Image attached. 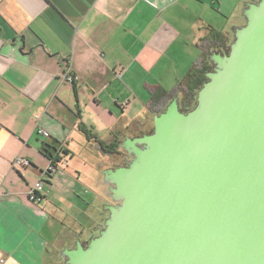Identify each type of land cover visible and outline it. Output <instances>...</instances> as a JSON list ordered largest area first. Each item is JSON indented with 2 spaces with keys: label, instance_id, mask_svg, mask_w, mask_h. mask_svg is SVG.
Returning <instances> with one entry per match:
<instances>
[{
  "label": "crops",
  "instance_id": "0c3cea01",
  "mask_svg": "<svg viewBox=\"0 0 264 264\" xmlns=\"http://www.w3.org/2000/svg\"><path fill=\"white\" fill-rule=\"evenodd\" d=\"M256 1L0 0V264H66L88 244L115 144L184 107Z\"/></svg>",
  "mask_w": 264,
  "mask_h": 264
},
{
  "label": "water",
  "instance_id": "95a60500",
  "mask_svg": "<svg viewBox=\"0 0 264 264\" xmlns=\"http://www.w3.org/2000/svg\"><path fill=\"white\" fill-rule=\"evenodd\" d=\"M243 16L194 108L176 98L121 143L130 159L103 180L116 204L66 264H264V0Z\"/></svg>",
  "mask_w": 264,
  "mask_h": 264
},
{
  "label": "built area",
  "instance_id": "2783aa9c",
  "mask_svg": "<svg viewBox=\"0 0 264 264\" xmlns=\"http://www.w3.org/2000/svg\"><path fill=\"white\" fill-rule=\"evenodd\" d=\"M70 82H74V77H68ZM38 134L44 137H49V133L44 129H39ZM14 166H29L30 162L27 159L18 158L13 164ZM49 171H54V165H51ZM44 184L42 182H37L29 191V198L33 203H39L42 200V190Z\"/></svg>",
  "mask_w": 264,
  "mask_h": 264
},
{
  "label": "trees",
  "instance_id": "16d2710c",
  "mask_svg": "<svg viewBox=\"0 0 264 264\" xmlns=\"http://www.w3.org/2000/svg\"><path fill=\"white\" fill-rule=\"evenodd\" d=\"M229 50H230V47L227 48V49H225V50H224V53L228 54V53H229ZM212 70H213V67L210 68V69H208V73L211 72ZM206 75H207V74L205 73V75L203 76L202 80L198 82V83H199V84H198L199 86L196 87L195 90H198V91H199V90L202 88L203 84H204L205 82L208 81ZM198 91H197V92L195 91V94H192L191 97H188V96H189V95H188V96L185 98V105H184V107L181 109L182 112L187 113L188 111H190L191 109L194 108V106L196 105V98H197ZM161 97H163V96H162V95H159L158 97H156L155 100H157L158 98H161ZM152 132H153V130H152L150 133H152ZM84 133L89 135L90 132L87 131V130H84ZM101 147H102V148H105L102 144H101ZM114 147H115V149L113 150L114 153L111 152V154H119V155H122L121 152H120V146H119L117 143L115 144ZM49 173L51 174L52 171H49ZM51 176H52V175H50V177H51Z\"/></svg>",
  "mask_w": 264,
  "mask_h": 264
},
{
  "label": "flooded vegetation",
  "instance_id": "af4514ba",
  "mask_svg": "<svg viewBox=\"0 0 264 264\" xmlns=\"http://www.w3.org/2000/svg\"><path fill=\"white\" fill-rule=\"evenodd\" d=\"M129 159L130 158L128 156H126L125 154H122L120 157H118L116 159V161H115L116 164L113 167L116 168V167H120V166H125L126 161H128ZM107 193H108V191H107ZM115 204H116V202H113L110 197H106V204L105 205H115Z\"/></svg>",
  "mask_w": 264,
  "mask_h": 264
},
{
  "label": "rangeland",
  "instance_id": "374dc122",
  "mask_svg": "<svg viewBox=\"0 0 264 264\" xmlns=\"http://www.w3.org/2000/svg\"><path fill=\"white\" fill-rule=\"evenodd\" d=\"M49 189V186H46V190ZM47 192V191H45ZM101 213H104L105 217L108 215L107 213L105 214V211H104V207L102 209L99 210ZM108 217V216H107ZM105 220L102 221V224L104 223ZM93 234H95L94 237L98 236L99 235V232L97 233V231H95V229L93 230Z\"/></svg>",
  "mask_w": 264,
  "mask_h": 264
}]
</instances>
